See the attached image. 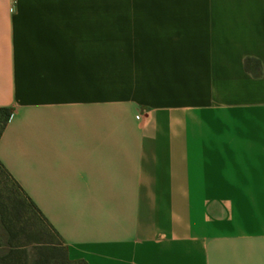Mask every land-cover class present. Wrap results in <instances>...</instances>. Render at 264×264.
I'll use <instances>...</instances> for the list:
<instances>
[{"label": "crops", "instance_id": "1", "mask_svg": "<svg viewBox=\"0 0 264 264\" xmlns=\"http://www.w3.org/2000/svg\"><path fill=\"white\" fill-rule=\"evenodd\" d=\"M0 107L72 261L264 264V0H0Z\"/></svg>", "mask_w": 264, "mask_h": 264}, {"label": "trees", "instance_id": "2", "mask_svg": "<svg viewBox=\"0 0 264 264\" xmlns=\"http://www.w3.org/2000/svg\"><path fill=\"white\" fill-rule=\"evenodd\" d=\"M252 61H257L256 74H260V62L253 58L245 60L247 70H253ZM11 118L12 110L0 107V139ZM0 169L11 181L10 186L0 188V218L7 234L0 245V264H87L69 258L59 233L1 161ZM29 246L34 248L32 262Z\"/></svg>", "mask_w": 264, "mask_h": 264}, {"label": "rangeland", "instance_id": "3", "mask_svg": "<svg viewBox=\"0 0 264 264\" xmlns=\"http://www.w3.org/2000/svg\"><path fill=\"white\" fill-rule=\"evenodd\" d=\"M10 186L11 185V181L10 178H8V176L0 169V188L3 186ZM40 223H43L42 219H39ZM7 240V234L6 231L4 229V226L1 222V218H0V245H3ZM5 250V248H3ZM29 251H30V258H31V262L33 261L35 255H34V248L33 246H29L28 247Z\"/></svg>", "mask_w": 264, "mask_h": 264}, {"label": "built area", "instance_id": "4", "mask_svg": "<svg viewBox=\"0 0 264 264\" xmlns=\"http://www.w3.org/2000/svg\"><path fill=\"white\" fill-rule=\"evenodd\" d=\"M12 1H15V0H12Z\"/></svg>", "mask_w": 264, "mask_h": 264}]
</instances>
